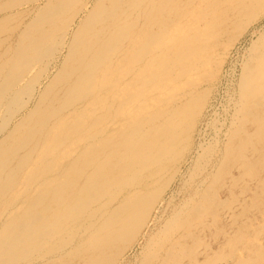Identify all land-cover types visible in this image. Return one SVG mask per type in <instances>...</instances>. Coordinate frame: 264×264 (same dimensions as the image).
Listing matches in <instances>:
<instances>
[{"label":"bare ground","instance_id":"1","mask_svg":"<svg viewBox=\"0 0 264 264\" xmlns=\"http://www.w3.org/2000/svg\"><path fill=\"white\" fill-rule=\"evenodd\" d=\"M129 1L125 11L135 12L123 15H134L132 24L119 22L124 0L0 3V31L11 19L18 29L0 51V194L17 175L16 183L27 180L21 190L30 179L35 196L50 193L55 203L36 208L32 200L34 208L28 203L20 219L0 232V264L30 262L43 248L44 255L53 247L55 254L73 238L77 243L69 250L80 252L79 264H118L114 250L123 257L135 247L137 264L210 263L205 248H197L208 232L206 217L218 237L223 230L219 209L227 199H220L215 183L224 161L232 160L235 170L248 147L264 138V29L253 38L251 47L259 46L229 95L227 129L218 137L222 129L214 127L215 136L195 147L192 133L210 95L201 86L216 78L223 62L209 48L237 20L242 30L252 29L264 16V0H195L176 10L169 34L173 43L182 40L153 52L151 60L158 61L147 70L139 63L148 34L140 38L135 30L150 25L137 21L149 5ZM27 2L30 7L17 9ZM13 7L17 11L9 12ZM252 155H246V167L252 168ZM66 157L71 161L60 171H83L79 182L57 176L59 158ZM23 167L25 174H18ZM230 195L236 197L232 190ZM231 217L236 220L234 210ZM220 248L218 240L215 252Z\"/></svg>","mask_w":264,"mask_h":264},{"label":"rangeland","instance_id":"2","mask_svg":"<svg viewBox=\"0 0 264 264\" xmlns=\"http://www.w3.org/2000/svg\"><path fill=\"white\" fill-rule=\"evenodd\" d=\"M214 1H221V0H212V2ZM1 2L2 0H0V3ZM194 2L195 0H143L142 4L145 7L148 5L149 6L146 8V11H145L146 15H142L143 18H139L137 21L138 23H140V25H142L144 22H147V20H149L150 25L145 26V27H137L135 30V32L137 31V33L142 32V34H137L140 36V38L144 37V34H148L146 35L147 49L144 50L145 51L143 55L144 58L141 61V64L139 63V66L141 65L143 68H145V70H147L152 64L158 61L157 60L158 56L153 57V60H151V57H152L151 54L153 52L161 53V49L162 51L169 50L171 49L169 45L173 44V48H174L176 43H177V47L179 46V43L181 42L182 38L180 37L177 38V39H180V41H175L173 43L171 40L172 35L170 36L169 34V29L173 21V18L175 16L174 15L175 11L183 10L186 5L188 6ZM124 3L125 4L123 5V9H122L123 12L121 11L122 15H120L121 18L119 22L124 23L127 20H129L131 24L135 23L134 15H130L128 17L123 15L126 12L128 13L135 12V11H129V9L128 11H125V8L129 7L133 3H131V1L129 0H124ZM23 5L24 6L22 7L19 6V8L17 9L24 8L26 7L25 5H28L27 8L31 6V4L28 2L27 4H23ZM76 6H77L76 4L72 5L71 8L74 9ZM222 6L224 7V4ZM15 11L17 10L14 7L9 10V12L11 13H14ZM6 13H8V11ZM137 13L138 12L136 11V14ZM25 18L26 17L24 15L22 19H25ZM13 20L14 19H11L10 22H8V24L6 23L7 24L6 27L2 31H0V40H3L4 38L7 37L5 39L6 41L3 40L4 42H2V44L0 43V51L5 46V43H9L12 41V38L15 32H17L18 30L16 29V26H14L15 20L14 22H11ZM242 24L243 23L240 20H237L233 22L232 24H230L227 28L228 34L226 36L220 37L219 42L216 43L217 46L214 45L209 48V54L213 53L212 57H216V58L219 57V59L223 58V62L221 64L220 71H218L217 73L216 78L214 79L213 77H208L207 79L208 82L202 83V86H201L202 88L208 87V89L210 90V95H209V103L206 106V109L204 108L205 110L203 111L200 119L196 122L195 128H194L195 130L192 133V139H193L192 142H193V146L195 147H197L196 145H198V143H201L204 139L205 140L210 139L211 137L215 136V134L217 133L215 132L216 129L220 127L222 131L220 132L218 137H222V135L224 134L223 133L224 129L225 130L227 129V125L229 122L227 120L228 116L230 117L231 110L233 109V105L231 104L232 101L229 95L237 91L241 69L244 67L245 63L247 64L248 62H251L252 60L251 58L253 57L254 53L256 52L259 46L258 44L256 46L251 47V43L253 41V38H256V35L261 30L264 29V16L262 17L261 20H259L258 22H256V24L253 25L252 29L242 30L241 28ZM150 31H152L153 33L149 34ZM252 31L254 33L253 37L250 36L249 34ZM133 35L134 33H132L131 38H129L130 40L135 38V35L134 36ZM261 41L259 43H261ZM134 46L135 47L131 50L132 51L131 53L136 52L135 48H137V46L135 44ZM220 54L222 57L218 56ZM210 60H211V57H210ZM139 66H132V67L137 68ZM208 66L210 67L211 64H209ZM208 66H205L204 74L209 73L208 71H210V68ZM228 105H230V107ZM215 118H217V120ZM208 121L210 122L209 124H207ZM219 121L223 122L224 126L223 125L221 126L220 125L221 122ZM214 127H216V129ZM250 152H253L252 156L254 158L253 160L255 163V164L253 163L252 168L246 167V164L244 163V159L246 155L249 154ZM244 153H245V156L241 160H238V163L236 164L238 166L235 169L236 171L233 170L234 166L232 164L233 163L232 160L227 159L224 161V169H221L220 178L218 182L215 183V188L218 190L220 199L222 200L227 199V201L224 200V202L226 201V203L228 204L226 205V203H224L223 206L220 207L219 209V213L221 216V225L223 229L221 234L219 235L220 237L217 236L216 231L214 229V224L213 222H211L210 217L205 218V222L207 223V225H209L208 232L206 233V236H205V238L206 237L207 238L206 239L204 238L203 244H201L200 247L197 249H199L198 251H200L201 249L205 248L207 254L210 255L209 264H264V138L255 141L252 149H249L248 147V149ZM70 157H66L67 161L64 160V158H59L58 166L61 169L59 168L56 174L57 176L66 175L65 178L69 180L70 178H73L74 181L79 182L80 180L83 179V174H82L83 171H77V173L76 171H72L71 173L70 172L71 170H68V172L60 171L62 170V168L64 169V167H66L68 163H70L71 161ZM63 161L65 162L63 163ZM61 163H62V166H61ZM65 163L67 164L63 165ZM186 166L187 164L183 166L182 168L183 171H186V169L188 168ZM23 168L22 170L17 171V173L25 174L27 169L26 168L23 169ZM253 170L255 171L254 173H253ZM59 171L63 173H60ZM12 174H14V172ZM73 174L75 175L73 176ZM79 174L80 176H78ZM233 174L235 175L234 182L232 181V178L234 177ZM1 175L2 174H0V176ZM201 175H202L201 172L198 174H195L194 176L191 175L193 179L190 177L187 183H192L195 179L199 178ZM27 177L28 178L31 177L30 174H27ZM51 177L53 176L51 175ZM1 178L3 179V176H1ZM16 180H18L17 175L14 177L15 184L13 183V185L10 186L11 188L10 187H8L7 189L4 188V190L0 194L2 195L0 196V199L2 202L0 204V208H1L0 209V213H1L0 214V228H1L0 232L7 230L11 222L14 225V223H16V221L20 219V218L17 219V215H19L23 211V209L29 208V207L25 208V206L28 203L30 206L33 203V201H34V205H36L35 204L36 202L37 203L36 208H39L44 202L45 203L50 202V205L55 206V203L53 202V198L49 199L50 197L53 196L52 194L47 192L48 193V195H46L47 198L46 197L44 198L42 195H39V194L35 196L34 193L36 191L35 192L33 191L35 189L32 188L34 185L32 184V182H29L30 179L28 180L29 184L27 186L28 188L27 190L24 189L26 187L25 186V182L27 181L26 179H24V182H23L24 190H21V187H23V185L16 183L15 182ZM56 180L57 179H55V181ZM232 183L234 185H232ZM175 186L177 187V184L173 186L174 189L176 188ZM67 188H68L67 191H69V186H67ZM17 190L19 191L17 192L19 195H15L17 194L15 191ZM230 190L234 191L236 195V197L234 198L235 200L230 195ZM21 191H23V193H21ZM32 191H33L34 196L32 194ZM27 193L29 194V196ZM23 194L25 195V197ZM64 194L65 193H63V195ZM167 195H166V198H168ZM9 196L11 197L13 196L12 197L13 199L10 198ZM24 199L25 200L27 199V201L25 202ZM2 200L6 201L7 203L3 202ZM18 201L24 202V203L20 205L21 203H19ZM10 203L11 204L13 203V205H11ZM6 204H9V205L6 206ZM2 208L5 209L6 211L2 210ZM30 208H34V207L32 206ZM233 210L236 212V220H233L231 217ZM23 212H25V210ZM4 213H6L5 216H4ZM194 221H195V218L192 219V222ZM218 240L221 241V248L218 250L220 252L216 253L215 252L216 250L214 248ZM56 243H59V241ZM76 243H77V238H73L71 240L70 245L64 247L63 249H58V251H56L55 254L53 252L55 250V249L53 250L54 247L52 248V250L50 248V250L48 249L47 251H45L46 252L45 255L43 254L44 253V248H43V251H41L43 252L41 253L42 254L41 256L40 254H36V257L33 255L31 257L30 262L28 260V262L26 263L23 262L20 264H65V262H69L70 264H75V262H77L79 264L78 261H79L80 252H71L73 250H69L71 248H74L73 246H75ZM11 250H12L11 251L12 253L13 250L15 249H11ZM51 254L53 255V257ZM139 254H140V250L138 247H135L134 249L126 253L123 257L120 256V253L117 254V251L114 250L111 258L117 259L118 264L119 263L120 264H137L139 262V258H141L140 256L141 254L140 255ZM56 257H57V261H56ZM69 260H72V261H69Z\"/></svg>","mask_w":264,"mask_h":264}]
</instances>
